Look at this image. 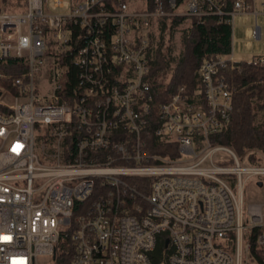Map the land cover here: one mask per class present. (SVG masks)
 Returning a JSON list of instances; mask_svg holds the SVG:
<instances>
[{
  "label": "built area",
  "instance_id": "obj_1",
  "mask_svg": "<svg viewBox=\"0 0 264 264\" xmlns=\"http://www.w3.org/2000/svg\"><path fill=\"white\" fill-rule=\"evenodd\" d=\"M22 2L0 9V59L26 64L17 94L0 86V264H54L66 241L70 264H152L160 239L167 264H264V158L214 142L246 85L228 76L264 65L234 56V18L264 0ZM174 19L227 24L230 50L161 100L151 60Z\"/></svg>",
  "mask_w": 264,
  "mask_h": 264
},
{
  "label": "trees",
  "instance_id": "obj_2",
  "mask_svg": "<svg viewBox=\"0 0 264 264\" xmlns=\"http://www.w3.org/2000/svg\"><path fill=\"white\" fill-rule=\"evenodd\" d=\"M22 0H0V9L13 10L22 6ZM180 19H174L169 30L178 28ZM177 26V27H176ZM168 29L160 28V37L153 48L154 57L151 60L152 69L149 79L157 89L159 99L166 98L169 91L178 84H185L190 90L196 88L197 69L202 55L224 53L230 50V28L227 24L213 20L204 23L191 22L189 26L181 28L179 38L180 52L173 59L169 76L166 81L159 80L164 75L171 57L164 46L163 34ZM168 30V31H169ZM26 69L22 58L6 57L0 59V86L6 91L17 94L18 88L12 84V78L19 76ZM75 69V68H74ZM69 71L70 81L76 80V70ZM264 78V65L253 62L240 63V71H233L228 76L235 84L245 85L232 96V114L228 127L219 133L214 142L231 147L240 158L245 156L252 162L264 158V120L259 114L264 107V82L251 83L258 75ZM161 148V152L164 151ZM164 241L160 239L151 252L152 264H167ZM72 249L68 241L64 250L56 256L54 264H70Z\"/></svg>",
  "mask_w": 264,
  "mask_h": 264
},
{
  "label": "rangeland",
  "instance_id": "obj_3",
  "mask_svg": "<svg viewBox=\"0 0 264 264\" xmlns=\"http://www.w3.org/2000/svg\"><path fill=\"white\" fill-rule=\"evenodd\" d=\"M49 8L54 9L52 7V1L49 0ZM261 13L256 16V18L253 15H237L234 18V29H233V54L236 57H244V58H250L253 55H259L264 54V7L260 11ZM255 22L257 25L261 27L262 36L260 39H254L253 35L251 33L252 28L255 25ZM181 26H178V28H174L172 30H167L163 34V44L164 46L169 45V48L167 50L169 56L171 59L168 62V67L164 75L159 77V80L166 81L170 69L173 64V59L177 56V54L180 52V44H179V38L181 35ZM40 93L46 94L47 91H49L48 88H38ZM2 100L6 102H11V98L9 96H3ZM259 114H262L261 119L264 120V114L262 113V110L260 108ZM261 197L260 190L257 188H254L251 181H248L244 184L243 187V198L244 200H253V199H259Z\"/></svg>",
  "mask_w": 264,
  "mask_h": 264
},
{
  "label": "water",
  "instance_id": "obj_4",
  "mask_svg": "<svg viewBox=\"0 0 264 264\" xmlns=\"http://www.w3.org/2000/svg\"><path fill=\"white\" fill-rule=\"evenodd\" d=\"M260 183V182H259Z\"/></svg>",
  "mask_w": 264,
  "mask_h": 264
}]
</instances>
